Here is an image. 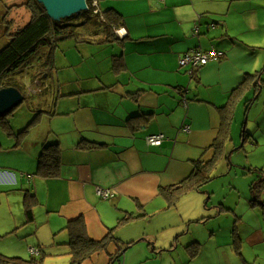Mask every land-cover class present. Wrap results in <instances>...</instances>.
Returning a JSON list of instances; mask_svg holds the SVG:
<instances>
[{
    "label": "crops",
    "instance_id": "1",
    "mask_svg": "<svg viewBox=\"0 0 264 264\" xmlns=\"http://www.w3.org/2000/svg\"><path fill=\"white\" fill-rule=\"evenodd\" d=\"M24 1L0 7L1 49L10 42L8 35L30 19L26 7H17ZM99 8L114 9L124 17L115 41L118 67L113 64L115 70L108 71L110 79L104 83L98 77L102 84L63 92L70 82L64 74L57 81L58 91L65 95L52 102L38 97L40 106H47L40 108L46 112L38 121L32 124L35 110L28 104L8 116L11 134L0 127L7 137L17 135L14 141L0 135L1 252L11 250L14 256L19 250L20 258L29 259L33 256L29 248L38 247L34 255L43 254L44 264L60 260L69 264L67 226L82 216L91 238L102 239L112 229L116 236L107 250L83 264H113L119 251L122 256L132 246H127L122 232L116 235V229L137 215L146 219L164 209L169 203L161 189L186 178L194 160L214 155L221 108L234 106V124L238 107H250L263 85L259 66L264 57L258 54V40L264 37V0H100ZM5 15L10 22L17 20L11 33L1 24ZM92 45L81 44V53ZM212 47L224 56L201 68L180 66L179 58L192 49ZM61 56L58 50V60ZM16 78L21 79L19 74ZM19 109L26 111L22 123H16L23 111ZM41 124L45 125L40 129ZM158 133L164 141L150 145L147 137ZM83 140L94 145L78 147ZM46 143L61 146V171L55 178L36 174ZM97 187L112 189L115 195L103 198ZM33 194L38 204L33 221L28 222L26 199ZM247 222L242 227L245 240L259 248L264 245V227ZM118 241L126 246L119 247ZM166 247L170 246L161 244L154 251Z\"/></svg>",
    "mask_w": 264,
    "mask_h": 264
},
{
    "label": "rangeland",
    "instance_id": "2",
    "mask_svg": "<svg viewBox=\"0 0 264 264\" xmlns=\"http://www.w3.org/2000/svg\"><path fill=\"white\" fill-rule=\"evenodd\" d=\"M12 1L18 2L20 0H0V7L7 4L11 5L14 3ZM83 13L74 15V18L81 17ZM261 13L264 14V11ZM10 20L6 19L5 15L1 21L9 33L15 29L17 24V20L13 22ZM80 21L81 19L74 22L80 24ZM79 30L76 37L59 42L58 50L62 55V60H58L56 56V67L51 71V78L50 76H46L44 79L42 77L32 83L29 78L27 80L24 79L25 76L19 75L21 78L19 82L31 98L27 97L28 100L15 108L26 109L28 102H37L38 98L34 95L39 94L40 96L41 94L44 97L45 93L42 90L48 85L52 87V91L58 90L57 79L59 77L61 81L64 74L70 82L62 87L63 92H70L75 89L82 91L91 86H96L97 83H106L110 79L108 78V71L113 72L115 70L112 67L113 64L116 68L118 67L114 61V54L117 53L115 45L118 42L106 45L93 43L88 48V52L81 53L82 42L89 39L91 42L92 36L85 33L83 29ZM259 39L258 54L264 57V37ZM47 51H49L48 46L40 47L33 59L40 56L42 59ZM259 72H261L259 77L263 85L259 88L257 97L254 96L255 100L250 107L246 104L238 107L231 138L226 143L225 154L219 159L216 168L213 170V179L201 190L181 194L176 201L177 205L172 206L166 202V207L154 217L143 219L140 215L138 216L139 219L133 217L130 222L127 221L123 226H119L116 229V235L118 236L122 232L127 241V246L132 244L120 257L121 264H264V245L261 244L259 248H253L245 240L246 232L244 230L247 227L245 224L247 219L252 220L256 225L255 227L264 226V206L261 205L264 203V187L257 192V198L252 192L254 184L261 180L264 175L260 172H264V61L260 63ZM58 73L60 74L58 75ZM98 77L103 79V82L98 81L97 79H100ZM88 78H93V82L87 80ZM53 98L51 94L45 97L48 102H52L51 99ZM70 99L71 97L67 99V102ZM40 107L45 109L47 106L42 104ZM25 109H19L23 111L21 117L17 115L16 123L23 122L26 116ZM35 113V111L32 112V116H35ZM44 125L41 124L40 129ZM23 127L21 126V128ZM244 131L247 132L246 140L243 138ZM16 132H19V129ZM1 134L9 140H16L15 136L17 135L7 137L0 128ZM210 157L212 156L207 155L204 159L209 160ZM184 178L185 176H181V180ZM220 205L225 207L222 213L220 212ZM237 217L246 218L240 220L241 226H239L241 237L244 239L243 257L234 249L233 236L230 234ZM10 221L7 220L6 223L9 224ZM2 228L4 231L6 225ZM5 233L6 230L3 234L5 235ZM175 237H178V241L174 240ZM195 241L201 243V251L196 258L192 259L186 251V246ZM118 242L119 247L126 246L120 241ZM161 244L170 247L154 251V248ZM8 251H10L9 254L4 253V250L0 253L13 257L14 253L12 254L11 250ZM14 252V256L20 257L18 255L19 250H14ZM2 264L18 263L7 262ZM49 264L64 263L60 260L54 263L49 262ZM113 264H120V261L114 259Z\"/></svg>",
    "mask_w": 264,
    "mask_h": 264
},
{
    "label": "trees",
    "instance_id": "3",
    "mask_svg": "<svg viewBox=\"0 0 264 264\" xmlns=\"http://www.w3.org/2000/svg\"><path fill=\"white\" fill-rule=\"evenodd\" d=\"M94 1H97V5H94ZM99 1L100 0H88L89 9L84 11L81 17L74 18L73 16L72 18H66L61 21L51 19L44 6L39 3L38 0H25L22 4L18 5V8L26 7L28 9L30 19L25 25L20 24L16 32L8 35L11 39L10 42L0 50V88L14 86L24 92L26 96L24 101L31 98L29 93L27 94V91H25L24 86L17 80L16 76L18 74L23 75L25 76L24 79L28 80L29 78L32 83L42 77L43 79L46 76L51 77V71H53L56 67V56L59 42L68 38L76 37L79 34V29H83L85 33L92 36L91 42L88 38L89 40L82 43H96L99 45L114 43L119 35L118 30H121L120 28L123 27L124 17L121 13L114 9L101 10V8H99ZM79 19H81V23L76 24L74 21ZM42 46H48L49 51L44 54L42 59H40L41 56L37 59H33ZM119 57L120 56L115 55L114 60H119ZM34 61L38 62L36 66L33 64ZM29 68L31 69L28 70ZM42 91L45 93L44 97L51 94L54 98H57L64 94L60 90L52 91V87L49 85ZM34 96L38 98L43 95L40 94L39 96L38 94ZM30 102H28L30 107L36 112L34 120L32 121L33 124L38 121L40 116L46 111L44 109H40V102H37V104L35 102ZM33 104L38 106L35 107ZM233 108L234 106L232 104L221 108L222 122L218 135L212 145V147H214V155L212 158L209 160H194L193 170L186 178L175 186L161 189L160 193L167 198L169 205H175L181 194L191 192L193 190H201L204 185L213 179V170L216 168L219 159L224 153L223 146L231 136V127L234 118ZM15 109L16 108L7 113L0 114V127L6 130L9 134L12 133H10L12 126L8 116L11 115ZM246 137L247 132L244 131L243 138L246 140ZM92 145H94V143L83 140L79 143L78 147L91 148ZM96 145L101 147L100 144H95V146ZM60 171V144H44L38 160L36 174L43 178H55L59 176ZM260 172L264 174L263 171ZM263 187L264 175L262 179L258 180L252 188L255 198H257V192H259ZM36 200L37 199H35L34 194L30 196L28 195L26 199V215L28 222L33 221L34 219L33 208L38 204ZM261 205L264 206V203ZM219 207L220 212L222 213L225 207L223 205H220ZM138 216L139 215L135 217ZM221 216L222 214L220 217ZM240 223V219L237 218L230 234L233 236L232 242L234 249L240 256L243 257L242 249L244 247V239L240 234ZM245 224L246 226L248 225L247 222H245ZM67 230L70 234L69 264H83L84 261L91 258L95 253L107 250L110 243L116 240L113 229L102 239L97 240L91 238L88 234L85 218L82 216L71 220L67 226ZM30 248L29 251L33 254V256L29 259H23L17 256L10 257L0 253V264L7 262H16L18 264H44L43 254L40 258H36L34 255L40 251V248L33 247L37 250L36 252H32ZM186 251L192 259L196 258L201 251V243L197 241L190 243L186 246ZM115 257L120 260L121 252L119 251Z\"/></svg>",
    "mask_w": 264,
    "mask_h": 264
},
{
    "label": "water",
    "instance_id": "4",
    "mask_svg": "<svg viewBox=\"0 0 264 264\" xmlns=\"http://www.w3.org/2000/svg\"><path fill=\"white\" fill-rule=\"evenodd\" d=\"M38 2L44 6L49 17L55 21L71 18L89 9L88 0H38ZM25 97L24 92L17 87L0 88V114L7 113L23 103Z\"/></svg>",
    "mask_w": 264,
    "mask_h": 264
},
{
    "label": "built area",
    "instance_id": "5",
    "mask_svg": "<svg viewBox=\"0 0 264 264\" xmlns=\"http://www.w3.org/2000/svg\"><path fill=\"white\" fill-rule=\"evenodd\" d=\"M94 5H97V1H94ZM120 35V31H118ZM224 52L217 50L215 47H212L210 50L202 49H192L183 56L179 58V64L181 67L189 65L192 69L201 68L208 64L210 61L219 60L224 56ZM190 129L189 126H186L184 130ZM165 137L163 134H152L147 137V141L150 145L159 146L164 141ZM97 191L103 198H110L115 195V191L108 188L97 187ZM32 252L37 250L33 247L30 248Z\"/></svg>",
    "mask_w": 264,
    "mask_h": 264
}]
</instances>
